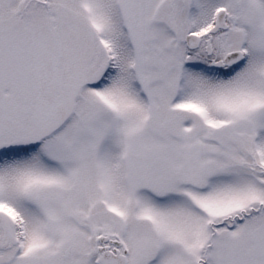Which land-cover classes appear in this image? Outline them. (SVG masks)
Returning <instances> with one entry per match:
<instances>
[{"label":"snow or ice","instance_id":"snow-or-ice-1","mask_svg":"<svg viewBox=\"0 0 264 264\" xmlns=\"http://www.w3.org/2000/svg\"><path fill=\"white\" fill-rule=\"evenodd\" d=\"M0 264H264V0H0Z\"/></svg>","mask_w":264,"mask_h":264}]
</instances>
